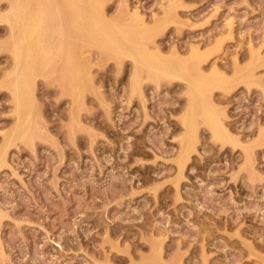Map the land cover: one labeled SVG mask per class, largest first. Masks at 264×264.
Instances as JSON below:
<instances>
[{
	"label": "rangeland",
	"instance_id": "rangeland-1",
	"mask_svg": "<svg viewBox=\"0 0 264 264\" xmlns=\"http://www.w3.org/2000/svg\"><path fill=\"white\" fill-rule=\"evenodd\" d=\"M104 4L106 17L121 23L164 21L149 45L166 57L190 59L199 49L205 72H226L235 86L215 87L213 101L239 141L222 144L201 123L196 151L178 173L187 83L144 70L134 91L133 60L89 43L81 113L56 74L37 77L39 132L0 154V264H264V0ZM8 9L0 0V13ZM2 19L0 153L16 119ZM256 54L246 87L235 69Z\"/></svg>",
	"mask_w": 264,
	"mask_h": 264
},
{
	"label": "bare ground",
	"instance_id": "bare-ground-1",
	"mask_svg": "<svg viewBox=\"0 0 264 264\" xmlns=\"http://www.w3.org/2000/svg\"><path fill=\"white\" fill-rule=\"evenodd\" d=\"M104 5V0H8L9 9L6 13L4 12L5 14H1V12L0 16L3 17L2 20H5L10 30L8 47L13 56V63L12 68L10 67V71L7 74V85L9 87L8 89L11 91L12 99L14 100L16 119L15 123H13L14 126L12 128L10 127L11 129L9 128V130L3 134V149L2 153H0L2 157H4L6 150L16 140L28 139L31 141L39 132L38 118L40 115H38V105L34 97L37 77L41 78L39 76L56 74L58 82L60 81L59 83L62 87L61 91L72 96L73 101L78 105L76 109L81 113L80 109L82 108L83 99H85L84 94L86 89H88L87 85L90 78V68L93 67H90L91 62L89 58H91V56L87 55V52L90 50L89 43L91 42L96 43L97 46L99 45L102 49L105 48L109 49L111 52L113 51L115 55H123L125 58L127 56L133 60L134 72L132 74V88L134 91L141 88L143 79L142 72H144V70H147L148 73L156 77L163 76L164 78L174 79V81H176L175 79H180L187 83L186 93L188 95V104L180 117L184 132L179 137V150L177 153L178 173L179 171L182 172L191 158L192 153L196 151L201 123H204L211 130L213 136L220 140L222 144L227 142L237 144L239 138L230 133L233 131H229V126L226 127L224 123L225 120H223L219 114L213 101V89L215 87L219 86L221 88L222 86L227 91L235 86H233L231 78L226 76V72L220 73L216 63L214 72H205V70H203L205 55L200 52L199 49L193 51L192 59H184L171 55L166 57L163 53L159 52V50H154L149 45L155 34L163 27L162 22L164 21H156L152 25H149V23L143 24L142 21L144 17L142 18V15H138L142 19L139 23H121L106 17V12L103 10ZM134 12L135 9L133 13ZM176 19H178V17ZM230 21L231 20H229L228 23ZM165 24L167 23H164V25ZM222 52L225 54L226 51ZM257 58L258 54L254 55L253 61L248 62L245 67H236L235 69L237 77L241 82H244V86H246V84H252L255 79L257 73L254 64ZM232 67L231 69H233ZM262 71L264 72V69ZM144 75L146 76V74ZM53 83L54 82L51 84ZM219 87L218 89H220ZM75 112L72 113V115L70 114L73 121H77L76 115L78 112L76 114ZM73 128L75 129V127ZM41 133L42 132L39 134ZM45 133L46 131L44 134ZM258 136L257 134V137ZM249 141L250 139L248 142ZM160 235L157 234V236ZM250 242L252 243V241ZM1 254L3 253L1 252Z\"/></svg>",
	"mask_w": 264,
	"mask_h": 264
}]
</instances>
